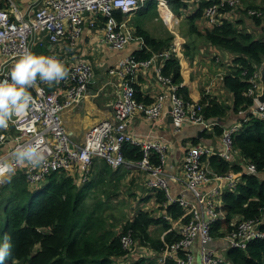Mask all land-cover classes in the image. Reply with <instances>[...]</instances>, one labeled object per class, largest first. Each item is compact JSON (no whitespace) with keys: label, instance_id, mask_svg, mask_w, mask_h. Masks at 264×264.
Masks as SVG:
<instances>
[{"label":"built area","instance_id":"obj_1","mask_svg":"<svg viewBox=\"0 0 264 264\" xmlns=\"http://www.w3.org/2000/svg\"><path fill=\"white\" fill-rule=\"evenodd\" d=\"M148 1H156L159 7L165 9V20L168 23L169 0H42L39 6L36 5L35 9H32L30 17L17 19H13L8 11L0 8V79L9 78L12 66L25 50L34 52L40 35H44L50 44L65 40L75 45L83 32L87 13H102L106 18L104 40L114 50L124 49L135 37L133 31L125 27L126 19L119 23L115 12L121 11L124 15L131 16ZM227 7L246 10L250 18L264 19V10L248 8L242 0H214L205 10L207 23L210 26L218 24L220 9ZM174 51L179 53L176 43L165 52H154L149 59L138 60L133 56L123 60L121 69L124 80L121 95L113 105V117L96 123L82 143L73 140L66 131L62 115L64 110L76 106L86 96L94 73L92 65L86 62L75 63L67 77L57 83L59 86L53 90H48L37 79L36 85L28 89L33 98L30 108L21 116L14 117L7 129H0V162L11 161V154L18 146H36L44 156L43 163L35 168L27 163L16 165L15 172V175L22 172L31 187L40 185L48 175L56 171L67 172L75 179L76 185L85 183L91 179L97 158L104 160L113 170L126 168L130 171H144L147 175L146 186L153 195L159 190L163 191L167 199L165 205L179 204L185 209L184 218L188 219L183 224H180L181 220L172 224L168 231L179 230L181 238L173 243L165 242L159 262L167 264V260H173L176 264H196L191 247L198 241L200 264H219L228 248L244 249L253 239L264 238V231L259 228V220L255 219L238 221L232 231L221 237L227 243L223 253L218 250L217 238L212 235L214 223L223 219L217 209L222 204L220 195L225 189L236 190L240 179L238 174L233 173L212 175L204 166V160L213 155H220L231 162L237 152L234 135L241 125H232L224 131V146L218 152L206 144L186 148L182 177L166 169L167 144L163 140L141 139L129 132L130 123L138 111H142L145 117L152 121L160 120L171 112L175 131H180L186 124L203 125L204 130L210 127L205 125L207 119L200 113V108L185 102L179 93L178 85L163 74L164 64L156 66L155 72L158 80L168 86V95L159 94L150 105L139 103L136 98L133 77L141 69L151 68L158 59H171ZM46 56L61 61L56 52ZM259 77L256 71L249 79L250 87L246 95L254 98V104L249 111L239 113L242 117L245 114H253L264 120V103L258 101L261 89ZM167 96L171 105L166 114ZM126 144L140 148L142 158H126ZM153 158L157 159V162ZM256 172V165L250 163L247 173ZM171 180L181 181L185 189L193 194L194 200L184 195L173 196L170 190ZM7 182L8 179L0 177V199ZM211 182L217 183V186L203 195L200 187ZM121 243L125 250H130L135 245L132 230L126 231ZM181 252H185V255L182 256Z\"/></svg>","mask_w":264,"mask_h":264},{"label":"trees","instance_id":"obj_2","mask_svg":"<svg viewBox=\"0 0 264 264\" xmlns=\"http://www.w3.org/2000/svg\"><path fill=\"white\" fill-rule=\"evenodd\" d=\"M187 1L169 0V5L175 15L185 17L188 35L191 37L195 33L211 46L234 55L233 66L223 78L224 87L233 96V106L210 95H205L200 101H193L188 89L181 86L182 66L175 51L171 59L164 63L162 72L178 85L185 102L200 108V113L206 119L225 120L229 110L239 118H248L234 135V145L247 167L252 163L257 168L256 173L249 174L244 167L227 161L220 155L210 158L211 168L217 174L241 172L237 189H225L220 195L222 204L217 209L223 219H218L212 227V235L220 242L221 237L232 231L241 220H259L260 229L264 231V120L253 114H245L243 117L239 114L241 111H249L254 104V98L247 96L246 92L250 87V77L264 60V19L250 18L246 10L227 7L220 9L219 23L210 26L205 18V10L214 0H195L197 5L190 14H187V10L191 3ZM156 4L155 1H148L137 11L136 17H145L157 8ZM247 7L264 10V0L261 6L250 3ZM241 15L251 19L255 27L253 31L257 30L260 35L257 36L241 26ZM115 16L121 23L127 15L116 11ZM136 35L143 37L152 49L136 51L134 58L138 60L149 59L154 52H165L175 44L171 37L156 38L139 27ZM193 39L194 37L190 41ZM37 50L34 52L37 55L46 56L50 53L47 46L38 47ZM67 70L69 72L70 68ZM43 85L48 90L57 86L56 83L52 86L46 83ZM225 122L211 126V132L202 135H216L222 139L224 131L229 127ZM194 144L198 145L196 140ZM125 155L132 160H140L143 156L140 148L130 144L125 145ZM153 160L157 162V159ZM104 172L106 174H103V184H106V177L112 173V168L106 164ZM91 183L90 181L79 187L75 179L63 171L51 173L40 185L34 187L29 186L22 172L12 176L0 199V210L5 207L7 211L4 230L0 224V231H3V236L8 235L11 238L12 244L11 254L4 264H160L159 258L165 243L158 237L166 231L167 243L180 240L179 230H168L173 223L181 220L180 224H183L188 220L184 218L185 209L176 203L164 206L167 199L164 192L159 190L153 195L154 201L159 203L157 209L164 211L166 217L164 214L158 217L151 211L136 208L137 211L127 220L123 231L108 230L105 222L96 215L101 205L97 204L90 211V206L85 201L86 191L99 181ZM151 197L152 195L148 196ZM153 226H161L162 231L154 235V231H151ZM128 230L133 231L138 245L125 250L121 238ZM181 254L183 256L185 252ZM194 260L196 261L195 255ZM167 264L176 263L171 260ZM219 264H264V238L253 239L244 249L228 248Z\"/></svg>","mask_w":264,"mask_h":264},{"label":"crops","instance_id":"obj_3","mask_svg":"<svg viewBox=\"0 0 264 264\" xmlns=\"http://www.w3.org/2000/svg\"><path fill=\"white\" fill-rule=\"evenodd\" d=\"M190 1L193 2L192 5L196 3L194 0ZM41 2L42 0H0V8L8 11L13 19L19 17L28 18L30 17L32 9H35L36 5L39 6ZM245 3L248 4L246 1ZM156 6H158V4H156ZM164 10L165 9H161L157 14L160 15L161 12L163 22L168 26L165 20L166 11ZM136 15L126 16L125 18V27L133 31L135 38L121 50L110 48L104 40V25L106 18L102 13H87L85 15L83 32L75 45H71L65 40H62L58 44H50L45 40L44 35H40L37 38L38 41L35 43L34 52L38 47H44V45H40L43 43L46 44L45 46L48 47L50 53L56 52L59 55L62 63L67 69L71 68L77 62H86L93 67V78L89 83L86 96L76 106L64 110L62 115L66 131L76 142L82 143L86 139L89 130L96 123L113 117V105L121 95L122 82L124 80L121 62L129 57L135 56L136 51H143L146 49L152 50L151 47L146 44L143 37L136 35L138 27L151 34L146 28V24L142 23L139 17L138 19L135 18L133 21ZM169 15L170 14H168V17L172 18V16ZM240 18L242 20L241 26L246 30L252 32V30L255 29L251 19L247 16L241 15ZM153 32L156 33L158 30ZM179 33L178 30H169L165 38L171 37L173 42L176 43L177 48L179 47V53H177L176 56L182 66L181 73L183 80L181 86H185L188 89L189 96L193 101H200L205 95H210L213 98H220L229 106H233V96L224 87L223 78L230 70V67L233 66L234 55L227 50L226 52L222 51L223 53H220L221 51L219 52L218 50L220 48L213 47L206 41H203L204 45L199 47L200 42L195 41V39L192 41L180 40L177 38ZM41 39L42 41H39ZM165 62L166 61L158 59L151 68L141 69L133 77V85L136 89L139 103L150 105L152 102H155L159 94L164 93L168 95V86L158 80L155 72L156 66L160 64L163 65ZM214 64H217V66L215 67ZM57 86H59V84H57ZM138 96L141 99H139ZM170 105V99L167 96L165 104L166 114L169 111L168 108ZM247 119V117H244V119L239 118L229 110L225 119V125L227 127L229 126L227 128L229 129L235 124L242 125V122ZM210 128L211 126L203 131V133L209 134L211 132L209 131ZM129 132L141 139L152 140L156 138L163 140L167 144L166 169L178 177L183 176L185 150L189 146L195 145V140L197 144H206L216 151L222 150L224 146L219 136L204 137L202 135L201 137V134H199V125L186 124L180 131H175L168 114L160 120L152 121L147 119L142 111H138L130 123ZM235 150L237 152H235L232 162L247 169L246 162L242 155L237 149ZM211 157L212 156L204 160V166L214 175L215 172L210 165ZM104 166H106L104 160L98 158L95 160L91 182L94 183L99 181V183L91 190L93 192H88L84 195L87 199L91 198L94 203L96 202V204H100L101 206L104 204L108 205V203H106V196L108 195L110 197L109 190L105 187L102 189L103 179H105L103 174H106L104 172ZM123 174L125 175L122 176ZM237 174L240 177L241 172ZM106 178H110L113 181L129 178V182H131L134 191L133 195L137 198V200H134V203L144 199V205L159 207V203L154 201L153 192L146 186L147 175L144 171H130L126 168H121L119 170L112 169V173ZM216 186L217 183L211 182L201 186L200 190L202 194L205 195ZM101 189L102 191H100ZM170 190L175 197L184 195L186 198L194 200L193 194L187 191L185 185L179 180L170 181ZM149 195H152V197L148 198ZM133 206L131 207L133 208ZM163 214L164 211H162V215ZM164 233H166V231H164ZM216 244L221 253L227 248V243L224 239H221V241ZM196 262V264H200V258Z\"/></svg>","mask_w":264,"mask_h":264},{"label":"clouds","instance_id":"obj_4","mask_svg":"<svg viewBox=\"0 0 264 264\" xmlns=\"http://www.w3.org/2000/svg\"><path fill=\"white\" fill-rule=\"evenodd\" d=\"M67 74V68L57 58L25 50L12 66L9 78L0 79V129H7L14 117L21 116L30 108L33 98L28 89L36 85L37 79L51 86L65 79ZM11 155V161L0 162V177L8 180L15 175L16 165L27 163L35 168L44 161L43 154L34 145L18 146ZM11 248V238L4 235L0 239V264L10 256Z\"/></svg>","mask_w":264,"mask_h":264},{"label":"rangeland","instance_id":"obj_5","mask_svg":"<svg viewBox=\"0 0 264 264\" xmlns=\"http://www.w3.org/2000/svg\"><path fill=\"white\" fill-rule=\"evenodd\" d=\"M246 1L248 4L252 3L255 4L257 6H261L263 5V0H244ZM191 6L188 8L187 10V14H190L191 11L195 8L194 5L197 4H193L192 5V1H190ZM245 3V2H244ZM246 4V3H245ZM247 5V4H246ZM157 8L154 9V11L148 13L145 17H140V20L142 21V23L146 24V28L150 31V33L157 37V38H165L168 35L169 30H178L180 33L178 35V39L180 40H186V41H190L192 39V36L190 37L187 33V22L185 21V17H178L177 15H175V13L170 9V5H169V9L170 11H167V17L168 14L171 13L172 16L168 17V26H166L163 22V17L161 15H158L157 13H159V11L162 9L159 6H156ZM251 7V6H250ZM137 14V13H136ZM133 14V15H136ZM132 15V16H133ZM157 17V19H156ZM135 18H137L136 16L133 18V21L135 20ZM138 19V18H137ZM168 27V28H167ZM158 32H153V31H157ZM252 32L255 35H260V33L255 30ZM193 37L195 39V41H199L200 45L199 47H202L204 45V42L206 40H203L202 37L198 36L197 34L193 33ZM204 41V42H203ZM220 53L226 52V50L224 49H218ZM223 51V52H222ZM214 66L216 67L217 64H214ZM49 86V85H48ZM125 174H123L122 176H124ZM130 179L129 178H124V179H119L117 181H113L112 179L108 178L106 180V184H103L102 189L105 187L106 189L109 190L110 193V197L107 195L106 196V203L105 205H102L99 209H97L96 211V215L99 217V219H102L105 222V226L106 228L112 229L113 231H123V227L125 226L127 220L131 219L133 217V215L135 214V212L137 211L136 208H143L146 211H151L154 214H156V216H160L162 214V211H158L157 207L152 206V205H144L145 203L143 202L144 199L142 201L138 200L137 203H134V200H137V198H135V195H133V188L131 186V182H129ZM96 186V185H95ZM94 186V187H95ZM107 186V187H106ZM93 187V188H94ZM92 188V189H93ZM90 190L86 191V194L88 192H93ZM102 189L100 191H102ZM95 192V190H94ZM97 192V190H96ZM85 201L89 204L90 206V211L94 210V207L97 205L96 202L94 203L92 201L91 198H86L85 197ZM134 205V206H133ZM165 205V203H164ZM133 206V208L131 207ZM6 220H7V211L5 209V207H3L0 210V224L2 225L1 229L4 230L5 224H6ZM129 231V230H128ZM151 231H154V235H158L162 229L161 226H158L156 228V226H153V228H151ZM3 231H0V238L3 236ZM167 233V232H166ZM164 232L160 233L161 235L158 237L159 239H161L164 243L166 242L165 240V234ZM167 243V242H166ZM198 241H196L193 245H192V251L196 257V261L199 260L200 258V247ZM138 245V242L135 240V246ZM226 251H224L225 253ZM8 258H6V260H8ZM147 258H144V260ZM168 261V260H167ZM167 261L165 263H167ZM195 261V263H197ZM160 264H162L161 262H159ZM144 264H146L144 262Z\"/></svg>","mask_w":264,"mask_h":264},{"label":"water","instance_id":"obj_6","mask_svg":"<svg viewBox=\"0 0 264 264\" xmlns=\"http://www.w3.org/2000/svg\"><path fill=\"white\" fill-rule=\"evenodd\" d=\"M257 71L260 75L259 80L261 82V89H260V93L258 94V101L263 104L264 103V60L257 67ZM168 116H170L172 124H173L172 113L169 112ZM240 117H242V116H240ZM224 122H225V120L222 118H220V119H212L211 118V119L206 120L205 125L209 127V126H213V125L224 123ZM204 129H205V126L201 125L200 126V133H199V134H201V137H202L203 131H205Z\"/></svg>","mask_w":264,"mask_h":264}]
</instances>
